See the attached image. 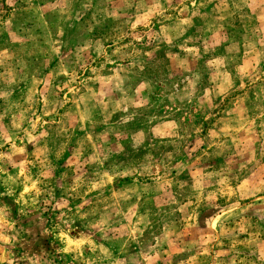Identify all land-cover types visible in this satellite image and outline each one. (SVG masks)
<instances>
[{"label":"rangeland","instance_id":"obj_1","mask_svg":"<svg viewBox=\"0 0 264 264\" xmlns=\"http://www.w3.org/2000/svg\"><path fill=\"white\" fill-rule=\"evenodd\" d=\"M0 264H264V0H0Z\"/></svg>","mask_w":264,"mask_h":264}]
</instances>
